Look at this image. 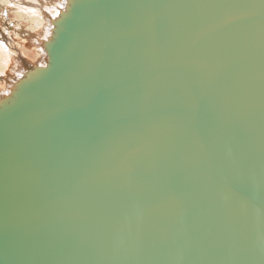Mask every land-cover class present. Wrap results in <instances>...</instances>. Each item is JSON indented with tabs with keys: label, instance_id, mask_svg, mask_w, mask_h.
I'll use <instances>...</instances> for the list:
<instances>
[{
	"label": "water",
	"instance_id": "95a60500",
	"mask_svg": "<svg viewBox=\"0 0 264 264\" xmlns=\"http://www.w3.org/2000/svg\"><path fill=\"white\" fill-rule=\"evenodd\" d=\"M0 92V264H264V0H63Z\"/></svg>",
	"mask_w": 264,
	"mask_h": 264
},
{
	"label": "bare ground",
	"instance_id": "6f19581e",
	"mask_svg": "<svg viewBox=\"0 0 264 264\" xmlns=\"http://www.w3.org/2000/svg\"><path fill=\"white\" fill-rule=\"evenodd\" d=\"M63 5V0H0V92L18 78L28 62L44 59L38 40L47 36ZM8 11L15 14L14 26L5 24Z\"/></svg>",
	"mask_w": 264,
	"mask_h": 264
},
{
	"label": "rangeland",
	"instance_id": "374dc122",
	"mask_svg": "<svg viewBox=\"0 0 264 264\" xmlns=\"http://www.w3.org/2000/svg\"><path fill=\"white\" fill-rule=\"evenodd\" d=\"M14 22H15L14 12L13 11L6 12L5 24L7 26H14L13 25V24H15ZM32 55H33V58L36 56V54L34 52L32 53ZM2 85H3V82H2V79L0 78V86H2Z\"/></svg>",
	"mask_w": 264,
	"mask_h": 264
}]
</instances>
